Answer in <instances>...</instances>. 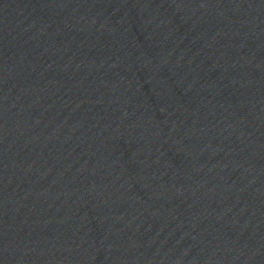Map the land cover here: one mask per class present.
Masks as SVG:
<instances>
[{
    "label": "water",
    "instance_id": "95a60500",
    "mask_svg": "<svg viewBox=\"0 0 264 264\" xmlns=\"http://www.w3.org/2000/svg\"><path fill=\"white\" fill-rule=\"evenodd\" d=\"M0 264H264V0H0Z\"/></svg>",
    "mask_w": 264,
    "mask_h": 264
}]
</instances>
